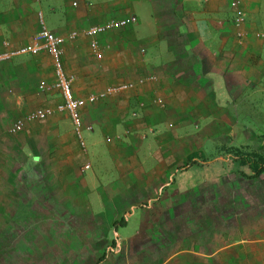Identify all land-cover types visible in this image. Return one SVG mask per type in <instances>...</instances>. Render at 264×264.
Listing matches in <instances>:
<instances>
[{"label": "crops", "instance_id": "obj_1", "mask_svg": "<svg viewBox=\"0 0 264 264\" xmlns=\"http://www.w3.org/2000/svg\"><path fill=\"white\" fill-rule=\"evenodd\" d=\"M230 1L0 0V53L43 19L66 38L75 97L156 76L86 106L83 146L67 113L9 133L63 99L48 52L1 61L0 207H32L27 223H103L122 264H264V0H244L241 28ZM128 16L98 36V57L85 31ZM134 221L132 234L113 228Z\"/></svg>", "mask_w": 264, "mask_h": 264}, {"label": "rangeland", "instance_id": "obj_2", "mask_svg": "<svg viewBox=\"0 0 264 264\" xmlns=\"http://www.w3.org/2000/svg\"><path fill=\"white\" fill-rule=\"evenodd\" d=\"M9 133L16 134L11 132L10 128ZM85 138H89L87 133H85ZM10 165H12L11 161ZM31 208L25 205L19 208L0 207L4 213L19 211L13 221L8 215L0 216V264H122V255L116 256V262L113 261L111 247L108 248L105 261H99L107 247L113 245L109 242L108 246L103 248L106 243L101 240V237L106 236L103 233L107 230L103 223L58 222L53 217H50L51 221L46 222L27 223L24 220L23 222L17 220L18 215L21 218V214L30 212ZM41 208L37 207L35 211L41 213ZM49 208L52 212H57V208L52 206ZM4 219L9 220L3 221ZM138 225L140 226L134 221L127 228L123 225H113V228L118 229L120 234H132ZM109 234L116 238L113 229Z\"/></svg>", "mask_w": 264, "mask_h": 264}, {"label": "built area", "instance_id": "obj_3", "mask_svg": "<svg viewBox=\"0 0 264 264\" xmlns=\"http://www.w3.org/2000/svg\"><path fill=\"white\" fill-rule=\"evenodd\" d=\"M244 0H231L230 8L234 11V24L237 28H241L245 23V11L243 9ZM137 21L135 16L124 17L119 20H111L102 25H96L90 27L85 31V34L92 37L91 46L96 52L98 57H101V53L98 51L99 43L97 38L99 35L104 34L115 27L128 26ZM41 30L35 35L33 40L26 45L18 48L10 49L6 52L0 53V62L4 60H9L14 56L26 55V54H37L40 52H48L53 60L55 67V82L52 87L58 90L62 95V102L58 103L55 107L37 108L21 118H17L11 125L10 131L17 133L22 131L28 123L36 121H45L49 117L55 115L56 113H67L74 126V131L79 139L80 143L85 146L84 132L86 130H92L91 124L84 122L82 110L90 105L94 104L100 100L107 98L108 96L119 94L124 91H129L134 88L137 84H143L147 80H156V76L152 75L147 78H140L136 82L124 83L119 85L108 86L103 91L97 94H91L86 98L75 97L73 92V81L74 77L68 75L65 72L63 66V53H64V43L66 38L48 29L43 21L40 19ZM78 32H72L70 38H76ZM244 32L239 31L238 36L243 37ZM261 36L260 34H258ZM46 82L42 81L39 88L43 91L46 89ZM162 106L164 102L162 100H157Z\"/></svg>", "mask_w": 264, "mask_h": 264}, {"label": "trees", "instance_id": "obj_4", "mask_svg": "<svg viewBox=\"0 0 264 264\" xmlns=\"http://www.w3.org/2000/svg\"><path fill=\"white\" fill-rule=\"evenodd\" d=\"M259 168L256 172V175L255 176H259L262 172H264V158L260 156L259 158ZM21 219H26L25 217H22ZM18 222V221H17ZM20 222H23V221H20ZM117 225H123L125 226V223L124 222H119V223H114V226H117ZM106 257V252L101 256V258L99 259V261H103Z\"/></svg>", "mask_w": 264, "mask_h": 264}]
</instances>
